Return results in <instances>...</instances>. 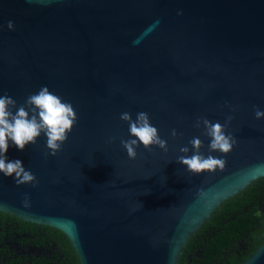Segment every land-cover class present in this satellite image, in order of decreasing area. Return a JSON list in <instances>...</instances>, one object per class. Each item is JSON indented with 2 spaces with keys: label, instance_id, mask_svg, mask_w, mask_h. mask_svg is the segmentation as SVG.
Masks as SVG:
<instances>
[{
  "label": "water",
  "instance_id": "water-1",
  "mask_svg": "<svg viewBox=\"0 0 264 264\" xmlns=\"http://www.w3.org/2000/svg\"><path fill=\"white\" fill-rule=\"evenodd\" d=\"M0 29V95L19 106L47 86L79 118L56 157L44 135L24 151L10 144L7 160L38 185L0 173V212L58 229L81 264H178L212 214L264 178V0H0ZM140 111L169 151L141 145L132 161L120 114ZM199 117L238 141L223 172L192 176L176 162L193 137L208 154ZM245 264H264V245Z\"/></svg>",
  "mask_w": 264,
  "mask_h": 264
},
{
  "label": "clouds",
  "instance_id": "clouds-1",
  "mask_svg": "<svg viewBox=\"0 0 264 264\" xmlns=\"http://www.w3.org/2000/svg\"><path fill=\"white\" fill-rule=\"evenodd\" d=\"M7 27L10 31H14V22L10 20ZM254 114L257 120H264V111L259 107L254 108ZM78 119L73 105L53 93L47 86H42L37 92L30 94L25 103L19 106L11 96L0 95V173L6 177H15V184L18 187L24 185L36 187L38 185L36 176L25 169L19 159L7 160L10 144L24 151L27 146L36 145L38 138L44 135L48 150L45 155L56 157L62 151L69 134L76 127ZM120 120L129 126L130 138L120 137L119 141L130 160L135 161L138 158L137 149L141 145L149 152L154 147L164 153L169 151L168 142L161 138L159 130L153 126L147 112H137L135 119L131 113L122 112ZM232 120V116H227V125H230ZM194 126L197 129L203 128V135L209 139L208 154L205 155L201 151L204 147L203 141L199 137H193L188 142L191 148L187 145L178 148L180 155L176 157V162L183 165L192 176L215 174L217 170L223 172L228 165L226 157L237 146L236 137L226 132L225 124L210 121L206 117L197 118ZM180 135L181 133L176 129H172L173 140ZM116 139L112 137L111 142H115ZM212 153L221 155L218 157ZM198 194L201 198L207 196V192L202 188L198 189ZM22 205L24 208L31 207V199L28 195H25Z\"/></svg>",
  "mask_w": 264,
  "mask_h": 264
},
{
  "label": "trees",
  "instance_id": "trees-1",
  "mask_svg": "<svg viewBox=\"0 0 264 264\" xmlns=\"http://www.w3.org/2000/svg\"><path fill=\"white\" fill-rule=\"evenodd\" d=\"M264 245V178L225 201L182 250L178 264H245ZM0 264H81L58 229L0 212Z\"/></svg>",
  "mask_w": 264,
  "mask_h": 264
}]
</instances>
